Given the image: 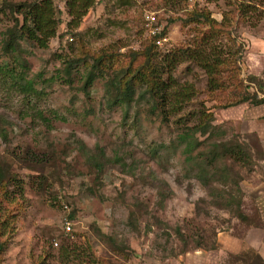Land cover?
<instances>
[{
    "label": "rangeland",
    "instance_id": "374dc122",
    "mask_svg": "<svg viewBox=\"0 0 264 264\" xmlns=\"http://www.w3.org/2000/svg\"><path fill=\"white\" fill-rule=\"evenodd\" d=\"M50 1L57 27L47 47L35 49L23 43L24 69L9 58H0V64L5 62L23 72L25 79L35 82L36 90L43 91L41 98L31 102L49 118L47 124L38 119L32 122L28 115L20 118L19 111L26 108L20 97L5 98L0 93V120L10 123L0 121V129L6 134L5 142L0 139V159L22 188L21 194L12 193L18 207L11 210V231L0 264H37L40 260L45 264H251V251L262 259L248 245L259 242V230H264L255 204L256 190L264 179V105L222 107L226 99L212 101L205 93L207 77L200 68L181 63L172 77L179 84L191 85L194 96L165 126L146 112L143 101L124 110L107 108L101 77L95 78L86 91H79L81 66L71 73L70 84L63 82L64 75L57 71L63 61L75 58L78 41L90 53H125L150 43L149 30L155 28L156 33L163 32L159 43L154 41L160 54L189 44L194 33L190 27H182L178 19L187 11L203 8L216 22L228 18L235 46H240L237 78L254 76L264 85V0H94L76 29L66 26L70 18L63 1ZM233 2L247 6L244 13L235 14ZM148 15L154 21L147 27ZM10 25L11 21L0 15V39ZM213 46L227 59L234 58L231 53L235 46L231 48L226 36L216 39ZM235 89L239 96L241 92ZM200 109L213 116L215 131L208 142L233 139L251 150L250 169L225 161L240 178V193H231L241 195L244 220L213 207L210 189L186 177L189 164L178 147H171L179 128L172 122L181 118L180 127L192 126ZM53 112L63 120H53ZM74 141L88 150L100 148L111 160L98 177L88 173L84 153ZM161 144L167 147L160 148ZM113 157L119 158L117 164L111 163ZM38 166H42L41 171ZM210 186L230 191L228 185ZM129 209L136 211L135 230L127 224ZM92 227L121 241L127 248L125 253L106 249L93 235ZM64 247L66 254L60 256Z\"/></svg>",
    "mask_w": 264,
    "mask_h": 264
},
{
    "label": "trees",
    "instance_id": "16d2710c",
    "mask_svg": "<svg viewBox=\"0 0 264 264\" xmlns=\"http://www.w3.org/2000/svg\"><path fill=\"white\" fill-rule=\"evenodd\" d=\"M62 1L67 16L70 18L66 24L68 29H76L86 11L95 3L94 0ZM232 6L235 14L238 15L244 13L245 7H247L234 2ZM0 15L6 16L11 21V25L6 27L1 34L0 58H9L12 62L17 63L19 68L24 69L25 60L21 56L24 51L23 47H25L23 43L35 49H45L48 41L55 36L57 23L52 2L50 0H35L13 3L1 0ZM184 15V18L178 20L182 27H190L194 33L189 44L160 54L154 48V41L163 38V32H159L151 36L150 43L144 45L140 50L94 54L87 51L78 41L79 50L75 53V58L67 62L63 61V67L57 72L64 75L63 82L70 84L71 73L81 66L82 77L80 78L79 91H86L95 78L101 77L104 79L103 91L108 104L107 108L115 107L124 110L132 103L143 101L146 104V112L154 115L165 126L169 118L176 117L181 108L194 96L191 85L186 82L179 84L172 77V72L181 63L193 64L200 68L207 77L205 93L212 101L226 99L221 104L222 107H232L242 103H248L254 107L264 105V98L261 97L264 94L262 82L254 76L248 75L243 80H239L236 76L240 72L239 64L236 61L239 57L236 56V53L240 46H235L236 37L232 36L227 16H224L220 22H216L203 8H194ZM71 34L73 33L71 32ZM221 36H226L231 42V48L235 46V50L231 53L234 58L227 59L216 46H213L215 40ZM57 72L53 76L54 78H56ZM23 75V72L16 71L7 63L2 62L0 64V93L5 98L12 95L20 97L21 105L26 107L22 109L29 111V114H25L23 110H20L18 115L20 118L28 115L32 122L38 119L47 124L49 118L43 116L42 111L35 108L31 102V100L41 98L44 93L42 90H36L33 87L35 82L31 78L25 79ZM53 77L48 80H52ZM225 83L227 85L224 87ZM42 84L46 85L47 81L43 80ZM230 86L236 88L237 93L241 92V94L237 96L231 88L228 95L224 97V91H227ZM251 86L253 91L249 92L248 89ZM195 113L197 122L192 126L180 127L181 118L172 122L179 128L172 136L171 142L174 143L171 147L173 150L178 147L184 156V161L189 164L186 177L195 179L202 187L210 189V196L214 197L211 205L217 209L227 210L231 216L244 220V216L240 212L241 195L231 193V190L236 194L240 193L238 188L240 178L232 167L225 164V161L250 169L253 165L251 150L244 142L233 139L208 142L215 131L212 126L213 116L202 109ZM52 114L53 120H63L55 112ZM0 121L10 125L6 121ZM199 138H203V140H199ZM0 139L6 141V134L2 129H0ZM74 144L82 154L84 153L83 162L87 170L90 171L88 173L98 177L99 172L111 160L106 158L100 148L88 150L79 141H74ZM159 147L167 146L161 144ZM199 147L201 150L193 156V152ZM256 149L258 151V146ZM112 159L111 163L114 164L119 161L118 157ZM38 169L41 171L42 166H38ZM16 180V175L10 172L7 164L0 159V255L11 231V227L8 226L11 210L18 207L14 204L15 198L12 193L18 192L19 195L22 192L21 184L19 180L16 183ZM213 183L222 188L228 185L230 191L212 188L210 185ZM88 191L89 195L93 194L90 190ZM135 212L134 209H129L127 213V224L134 230L136 228ZM71 218L69 215L68 219ZM92 232L98 241L112 253H125L127 248L112 235L102 234L95 227H92ZM180 240L183 244V239L180 238ZM209 249L213 250L214 246ZM180 253H183V249ZM64 254H66V247L60 248V256ZM250 254H252V257L249 258L251 264H264L256 253L251 251ZM37 264L45 263L40 260ZM243 264H249V262L245 261Z\"/></svg>",
    "mask_w": 264,
    "mask_h": 264
},
{
    "label": "crops",
    "instance_id": "0c3cea01",
    "mask_svg": "<svg viewBox=\"0 0 264 264\" xmlns=\"http://www.w3.org/2000/svg\"><path fill=\"white\" fill-rule=\"evenodd\" d=\"M255 204L260 212V220L264 221V179L261 181L258 189L256 190ZM259 231H260L261 240L259 242H256L254 246L251 244H249L248 246L255 249V251H257L260 254V256L264 261V243L262 241L264 239V230H259Z\"/></svg>",
    "mask_w": 264,
    "mask_h": 264
},
{
    "label": "built area",
    "instance_id": "2783aa9c",
    "mask_svg": "<svg viewBox=\"0 0 264 264\" xmlns=\"http://www.w3.org/2000/svg\"><path fill=\"white\" fill-rule=\"evenodd\" d=\"M145 19H146V23H145V25H146L147 27H148V25H149L152 21H154V18H153V16H151V15H148ZM149 33L151 34V36H153L154 34H157L155 28L152 29V30H149ZM159 40H161V39H156V40H155V44L159 43ZM66 224H67V223H66ZM65 230H66V231L69 230L68 226L65 227ZM53 245L55 246L56 244L54 243Z\"/></svg>",
    "mask_w": 264,
    "mask_h": 264
}]
</instances>
